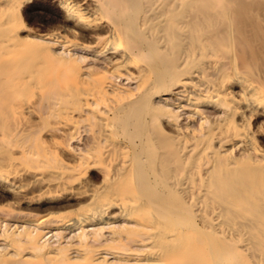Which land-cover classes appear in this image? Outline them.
I'll list each match as a JSON object with an SVG mask.
<instances>
[{"label": "bare ground", "instance_id": "obj_1", "mask_svg": "<svg viewBox=\"0 0 264 264\" xmlns=\"http://www.w3.org/2000/svg\"><path fill=\"white\" fill-rule=\"evenodd\" d=\"M0 264H264V0H0Z\"/></svg>", "mask_w": 264, "mask_h": 264}, {"label": "rangeland", "instance_id": "obj_2", "mask_svg": "<svg viewBox=\"0 0 264 264\" xmlns=\"http://www.w3.org/2000/svg\"><path fill=\"white\" fill-rule=\"evenodd\" d=\"M29 11V12H28ZM27 11V14H26V18H28L27 19V21L30 23V25H32V26H39V22H41V23H43V22H45V21H52V20H54V19H56L53 15H55V12H51V13H45L44 11H46V10H39V11H35L34 12V10H28ZM43 11V12H42ZM43 13H45V14H43ZM47 14V15H46ZM53 14V15H52ZM53 16V17H52ZM45 19V20H44ZM49 19V20H48ZM43 21V22H42ZM36 26V27H37ZM74 51L75 52H77L79 55H81L83 58H85V60H87V61H89V63H95V59L97 58V60L99 59V57H95V56H93V54H91V53H89V52H87V51H85V50H81V49H74ZM90 57V59L88 60V58ZM93 57H95V58H93ZM103 58H101L100 60H98V64H101L102 63V60ZM95 60V61H94ZM92 61V62H91ZM94 61V62H93ZM86 62V61H85ZM97 62V61H96ZM78 142H76V144H77ZM79 143H81V141L79 142ZM118 223V222H117ZM71 233H73V231H71ZM71 233H69L67 236L68 237H66V239L67 238H70V236H71ZM73 236V235H72ZM55 236H53V238H51V240H55V242L54 243H57L56 241H57V239L56 238H54ZM53 241H51V242H53Z\"/></svg>", "mask_w": 264, "mask_h": 264}]
</instances>
